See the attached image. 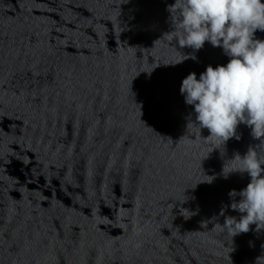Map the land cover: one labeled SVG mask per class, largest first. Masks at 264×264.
<instances>
[{
	"label": "water",
	"instance_id": "1",
	"mask_svg": "<svg viewBox=\"0 0 264 264\" xmlns=\"http://www.w3.org/2000/svg\"><path fill=\"white\" fill-rule=\"evenodd\" d=\"M173 3L0 0V264H264L220 215L264 140L196 124L182 80L230 57L169 41Z\"/></svg>",
	"mask_w": 264,
	"mask_h": 264
},
{
	"label": "clouds",
	"instance_id": "2",
	"mask_svg": "<svg viewBox=\"0 0 264 264\" xmlns=\"http://www.w3.org/2000/svg\"><path fill=\"white\" fill-rule=\"evenodd\" d=\"M168 10L179 14L169 41L197 51L208 42L230 57L226 65H208L199 79L189 73L180 86L185 103L194 106L196 124L209 132L206 139L224 145L233 137L239 140L237 127L245 124L255 140H264V40L254 38L264 32V0H174ZM231 160L230 173L250 177L245 188L229 192L233 202L220 212L230 207L241 214L226 216L221 225L234 238L252 225L264 230V157L249 147Z\"/></svg>",
	"mask_w": 264,
	"mask_h": 264
}]
</instances>
